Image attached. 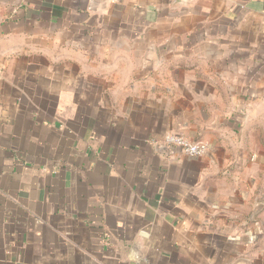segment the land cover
Here are the masks:
<instances>
[{"label":"crops","instance_id":"obj_1","mask_svg":"<svg viewBox=\"0 0 264 264\" xmlns=\"http://www.w3.org/2000/svg\"><path fill=\"white\" fill-rule=\"evenodd\" d=\"M0 264H264V0H0Z\"/></svg>","mask_w":264,"mask_h":264},{"label":"built area","instance_id":"obj_2","mask_svg":"<svg viewBox=\"0 0 264 264\" xmlns=\"http://www.w3.org/2000/svg\"><path fill=\"white\" fill-rule=\"evenodd\" d=\"M163 143L168 146L177 147L182 152L192 157L204 156L209 150V145L206 142L192 141L178 133L167 134Z\"/></svg>","mask_w":264,"mask_h":264}]
</instances>
